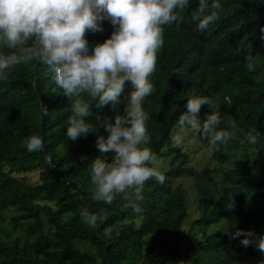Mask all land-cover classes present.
<instances>
[{
  "label": "trees",
  "instance_id": "obj_1",
  "mask_svg": "<svg viewBox=\"0 0 264 264\" xmlns=\"http://www.w3.org/2000/svg\"><path fill=\"white\" fill-rule=\"evenodd\" d=\"M197 4L191 0L181 13L179 28L163 26V45L149 78L156 90L143 106L152 117L146 124L148 147L158 159L170 160L160 169L166 176L163 184L146 182L140 214L121 210L119 198L111 205L93 199L88 165L100 155L110 160L112 154L99 152L96 132L75 142L67 139L71 101L57 88L53 71L36 60L8 70V81H0V264H140L147 255L150 264H254L264 255L256 247L246 254L227 232L236 224L264 235V0H222L219 19L205 32L191 19ZM113 30L105 20L102 31L85 36L94 45ZM7 53L0 41V54ZM256 54L261 62L249 72L245 58ZM130 90L126 82V92ZM194 93L212 96L220 105V127L235 120L245 131L255 128L258 143H241L238 133L227 145L211 147L192 129L218 163L197 171L185 147L175 146L170 137ZM123 107L121 103V112ZM100 111L114 119L110 106ZM209 112L203 105L201 120ZM33 134L43 138L44 151H27L25 141ZM99 134L107 135L103 127ZM30 173H37V179L29 180ZM180 176L193 178L197 216L190 223L188 246L166 263L153 250L156 238L179 235L188 217L187 190L172 185ZM231 198L235 207L229 211L225 205ZM83 207L93 213L103 210L106 221L90 228L80 217ZM195 233L200 240H193ZM188 254L189 262H181Z\"/></svg>",
  "mask_w": 264,
  "mask_h": 264
},
{
  "label": "clouds",
  "instance_id": "obj_2",
  "mask_svg": "<svg viewBox=\"0 0 264 264\" xmlns=\"http://www.w3.org/2000/svg\"><path fill=\"white\" fill-rule=\"evenodd\" d=\"M191 0H0V41L7 54H0V81L7 82L8 70L21 63L36 60L54 73L57 88L71 101V114L66 120L68 140L98 133L96 147L101 154L111 153V159L97 156L89 165L93 199L111 205L123 201L121 210L131 208L142 213L140 203L149 180L163 184L166 176L159 170L160 161L148 145L151 136L146 126L151 114L144 101L155 92L150 77L157 67V50L163 45V26L179 28L181 13ZM222 0H198L191 13L196 29L205 32L219 19ZM107 20L113 31L104 42L90 44L86 32L102 31ZM249 72H255L261 56L245 58ZM258 79V77H257ZM126 82L131 90L126 92ZM183 99V97H180ZM124 104L121 112L120 105ZM210 112L201 120L203 105ZM111 107L114 119L101 116ZM187 111L178 118L181 132L187 128L200 131L211 147L227 145L239 133L241 143H258L255 128L245 131L235 120L220 127V105L212 96H188ZM47 115V112H45ZM94 116V119H91ZM103 127L107 135L99 134ZM176 135L173 144L180 146ZM28 152H42L43 138L33 134L25 141ZM49 164L54 167V164ZM76 195L75 189L72 190ZM231 211L235 201L227 200ZM81 219L97 229L107 219L101 210L80 211ZM235 228V231H231ZM228 230L230 240L242 237L241 245L255 246L264 253V235L253 229H240L236 224Z\"/></svg>",
  "mask_w": 264,
  "mask_h": 264
},
{
  "label": "rangeland",
  "instance_id": "obj_3",
  "mask_svg": "<svg viewBox=\"0 0 264 264\" xmlns=\"http://www.w3.org/2000/svg\"><path fill=\"white\" fill-rule=\"evenodd\" d=\"M176 135H180L182 138V142L180 146H184L185 150L189 153L190 156V165H192L197 171H201L205 168H214L217 167V162H214L211 158V150L210 149H204L199 143L198 139H196V136L192 134V129H186L185 131L181 132L180 129H173L171 131L170 137L173 141V138ZM176 146V145H175ZM238 152V151H235ZM234 152V153H235ZM233 153V154H234ZM237 155V154H236ZM170 157H161L159 158L160 161V169H166L168 167ZM29 180H36L37 179V173H30L27 177ZM213 178L217 179L218 182L220 181L219 176H213ZM181 184L186 190L188 194V204H187V211H188V217L182 226L181 232L179 235H177L174 239H166V238H156L157 245L154 247L153 254H158L166 263H168L171 260V257L174 252H182L185 250V248L188 246L190 241V232L189 227L190 223L193 218L197 216L196 211V191L194 186V181L191 176H180L173 180L172 185ZM216 228V227H215ZM218 228V227H217ZM231 227L229 228V230ZM231 231H235V228H232ZM193 240L197 241L200 240V235L193 234ZM242 237L236 238L237 242L240 243V240ZM78 243V241L76 242ZM81 244V243H80ZM241 245V243H240ZM81 248L83 251H88L89 248L84 244H81ZM242 249L246 254H253L255 246H248L245 247L243 245ZM148 256H145L143 260L140 262V264H150L148 260ZM190 255L183 256L181 258V262H189ZM254 264H264V255L259 257L257 260H254Z\"/></svg>",
  "mask_w": 264,
  "mask_h": 264
}]
</instances>
